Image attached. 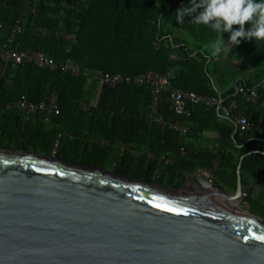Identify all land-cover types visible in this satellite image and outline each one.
<instances>
[{
	"label": "trees",
	"instance_id": "1",
	"mask_svg": "<svg viewBox=\"0 0 264 264\" xmlns=\"http://www.w3.org/2000/svg\"><path fill=\"white\" fill-rule=\"evenodd\" d=\"M28 1L0 0V46L9 42L19 21L21 31L12 45L17 43L22 50L28 51L43 50L55 57L58 64L73 59L93 69L123 75H137L148 70L163 73L175 66L174 86L209 96L220 95L224 106H229L235 100L237 106L234 112L246 113L254 124L252 128L244 132L238 129L234 133L233 120L224 116L221 110L196 104L188 118V135L193 132L194 123L202 129L219 131L221 147L216 155H209L206 166L212 167V160L217 158L218 166L214 171L219 186L232 190L236 188L240 156L252 150L264 151V108L247 102L235 93V87L217 92L218 87L203 48L218 37L211 28L194 25L189 22L191 19L185 17L189 32L201 41L196 50L170 35L171 39L167 37L166 42L160 39L159 27L163 16L181 0H33L35 10L26 13ZM45 28L48 34L43 33ZM61 31L75 32L76 42L70 44ZM156 43H159V47ZM175 50L184 54V58L172 61L170 55ZM234 51L239 52L238 45ZM263 80L264 77H260L245 79L244 82L248 86H257L264 93ZM23 92L36 102L47 99L54 92L60 114L52 125L72 121L71 124L79 130L91 132L97 138L93 150L104 152L98 141L107 139L139 151V157L120 155L119 148L105 152L116 158L122 156L126 166L132 164L142 175L148 176L159 169L161 177L165 174L173 177L171 179L179 177L177 185L180 186L184 184L187 173L200 167L187 146L186 153H181L177 131L162 128L148 119L154 97L150 85H101L90 76H75L60 67L50 69L32 62L12 65L0 60V108L4 111L0 114V146L30 148L32 142L28 141L25 131L29 122L15 109H6L7 104L15 101ZM169 94L168 91L159 93L158 110L167 121L181 119L170 108ZM84 105L87 108H83ZM74 117L77 119L73 120ZM202 117L205 118L204 122L199 119ZM219 117L223 119L222 122L218 121ZM78 121L83 124L82 127L75 124ZM261 121L262 125L258 127ZM69 131L72 136L80 134L77 128H70ZM57 132L60 130L53 127L48 135ZM43 143L47 153H51L56 146L53 139ZM71 144V140L60 138L57 155L60 156V151L64 149H80L78 143ZM228 148L237 150L238 154L232 156ZM150 152H165L174 163L159 165L148 159ZM263 161V153L247 154L242 162V181L247 171L252 172Z\"/></svg>",
	"mask_w": 264,
	"mask_h": 264
},
{
	"label": "water",
	"instance_id": "2",
	"mask_svg": "<svg viewBox=\"0 0 264 264\" xmlns=\"http://www.w3.org/2000/svg\"><path fill=\"white\" fill-rule=\"evenodd\" d=\"M253 152L228 190L205 168L171 187L0 148V264H264V218L239 205Z\"/></svg>",
	"mask_w": 264,
	"mask_h": 264
},
{
	"label": "built area",
	"instance_id": "3",
	"mask_svg": "<svg viewBox=\"0 0 264 264\" xmlns=\"http://www.w3.org/2000/svg\"><path fill=\"white\" fill-rule=\"evenodd\" d=\"M35 10L33 0L28 1L26 7V13ZM21 31L20 22L16 24L13 29L12 35L9 38V42L0 46V60L7 64L17 65L23 62H32L39 67H48L50 69H55L60 67L63 71L68 72L72 75H87L95 79L101 85L116 86L119 84H133V85H143L148 84L152 87L153 102L151 109L147 114L150 121L157 122L162 128H170L178 132L179 142L181 145V153H186L185 140L188 137V126L187 120L191 116L193 107L196 104H204L207 108H217L221 110L224 116L230 117L235 126L244 132L249 130L254 126L250 121L246 113L237 114L234 109L237 106V102L232 100L229 106L223 105V100L218 96H209L204 94H199L192 90H184L173 85V80L175 78V66H172L166 72H158L155 70H148L137 75H123L120 73H113L110 71H104L102 69H93L85 65H81L73 59H67L66 61L58 64L55 57L49 55L43 50L28 51L22 50L19 44L12 45L17 34ZM44 34H48V30L43 29ZM61 34L67 39L70 44H73L77 40V35L75 32L61 31ZM163 39L167 40L166 36ZM159 47V43H156ZM70 50V48H68ZM172 61H178L184 58V54L178 51H173L170 55ZM162 91H168L170 108L179 116L181 119L174 121H167L163 114L158 110L159 93ZM235 93L241 95L247 102L252 104L260 105L264 108V93H261L257 86H248L244 81L237 82L235 86ZM16 108L22 112L26 117H31L37 113L43 115L44 120L47 123H52L57 115L60 114V107L57 103L56 95L52 94L47 99L40 102L33 101L29 99L26 93H21L19 97L12 103L7 104L6 109ZM86 107V105H84ZM3 109L0 108V114H2ZM261 123L258 125L260 127ZM58 144V142H57ZM120 154H129L132 156H137L138 151L130 148L127 145L119 146ZM148 159L156 161L158 164L171 165L174 160L170 158L165 152H150L148 154Z\"/></svg>",
	"mask_w": 264,
	"mask_h": 264
},
{
	"label": "rangeland",
	"instance_id": "4",
	"mask_svg": "<svg viewBox=\"0 0 264 264\" xmlns=\"http://www.w3.org/2000/svg\"><path fill=\"white\" fill-rule=\"evenodd\" d=\"M162 1V0H160ZM190 3V0H181L176 7L172 9V11L167 10L166 14L163 16V20L159 27L160 39H163L164 36L170 35L174 38L178 39L180 42L187 44L191 49L196 50L199 48L200 40L192 36V33L189 32L188 22L186 23V19L184 24H180L176 20V10L181 6H187ZM188 17L192 19V17ZM239 26H234V30H238ZM251 25H245V29H250ZM231 33L224 32L223 37L226 42L229 41ZM169 37V36H166ZM170 38V37H169ZM218 38V37H217ZM212 39L208 44L204 45V50H206V56L208 57V64L210 70L213 74V80L217 85L219 80L226 82L227 85L235 84L239 81H244L245 79H257L260 77H264V42H260L258 45L254 39H241V43L238 45L239 52L235 53V46H230V49L227 53H221L218 57H214L212 55V43L217 39ZM171 39V38H170ZM56 95L54 92L52 93ZM51 94V95H52ZM50 95V96H51ZM57 97V96H56ZM1 143V141H0ZM57 147V146H56ZM56 147L51 153H44L45 155H57ZM0 148H10V149H20L12 148L6 146H0ZM104 152L95 151L93 149H85L80 148L78 150H61L60 156L62 159L67 161L75 162L81 165H88L96 168H105L106 170L126 174L130 176H134L137 178H142L145 180H149L155 183H163L164 185L171 187H180L176 184V182H172L170 178H162L161 174L151 173L148 176L142 175L137 168H135L132 164H128L126 166L123 162L122 156L118 158L115 155L107 154L105 151H110V149L106 150L103 148ZM120 152V151H119ZM213 170H217L213 169ZM214 171V173H215ZM198 173V172H196ZM217 178H213V182L219 186L220 182ZM192 184V185H191ZM196 182H188L186 187L187 191L192 193H197L198 191L195 189ZM194 185V186H193ZM202 192V191H200ZM199 193V192H198ZM240 207L246 209L242 206L241 202L239 203ZM247 210V209H246Z\"/></svg>",
	"mask_w": 264,
	"mask_h": 264
},
{
	"label": "crops",
	"instance_id": "5",
	"mask_svg": "<svg viewBox=\"0 0 264 264\" xmlns=\"http://www.w3.org/2000/svg\"><path fill=\"white\" fill-rule=\"evenodd\" d=\"M169 36V35H166ZM170 37V36H169ZM171 38V37H170ZM241 82V81H239ZM237 83L227 85L226 82L222 81V79L219 80L217 84V92H225L229 87H235ZM262 86L264 87V80L262 81ZM83 108H87L83 106ZM17 113H20L24 116V118L29 122V125L26 126L25 131L26 135L28 136V141L31 140L30 148L28 149L31 152H37V153H47V148L44 145L43 142L47 141L48 139H53L56 142V150L58 149V144L60 138H67L72 141L73 144L78 143V148H85V149H93V146H95V141L97 138L94 137V135L91 132L86 133L83 130H79L78 127H74L71 123L60 121L57 122L55 125H52V123H47L43 115L41 113H37L31 117H26L22 112H20L18 109L14 108ZM5 113H11L10 111H6ZM77 118L74 117L73 120H76ZM202 122L205 121V118H199ZM222 118H218L219 122H222ZM187 126L189 124V120H187ZM79 126H83L82 123H75ZM76 125V126H77ZM55 127L57 130H60V132H57V134H49L48 132L50 129ZM236 127V126H235ZM72 128V130L77 128V131H80L79 135L72 136L70 135L69 129ZM101 148L106 149H117L119 146L124 144H118L117 142L111 143L107 139H101L98 141ZM185 144L188 148V150L192 151V153L195 155V161L199 164V168H205L212 172H214L213 169H216L218 166V159L215 158L212 160V167L208 168L206 165H208V158L209 155H216L218 153V149L221 147L220 143V133L217 130L213 129H202L199 127L197 123H194V129L191 134L188 135V137L185 140ZM69 145V144H68ZM70 146V145H69ZM54 147V148H55ZM72 147V146H71ZM228 152L231 153L232 156H236L238 154V151L233 148H228ZM121 155V154H120ZM140 152L138 151V155L135 157H139ZM219 157V156H218ZM164 165V164H159ZM199 168L194 171L195 173L199 171ZM193 172V173H194ZM191 173V172H190ZM199 173V172H198ZM154 174L159 175V169H157ZM189 174V173H187ZM202 174V173H201ZM163 178H173L169 174H165L162 176ZM215 178L216 175H215ZM172 182H176V184L179 183V177H174V179H171ZM217 181V180H216ZM189 182H195V181H189ZM197 183V182H196ZM243 183L247 185V193L243 196L242 200L240 201L242 206L246 208L248 211L253 213L256 216H259L261 218H264V161L259 163L255 169L251 171H247L243 180ZM192 185V184H191ZM195 189L200 192L201 191V185L195 184ZM194 186V185H193ZM226 189L232 190L226 186ZM203 190V189H202ZM211 192V191H210Z\"/></svg>",
	"mask_w": 264,
	"mask_h": 264
},
{
	"label": "clouds",
	"instance_id": "6",
	"mask_svg": "<svg viewBox=\"0 0 264 264\" xmlns=\"http://www.w3.org/2000/svg\"><path fill=\"white\" fill-rule=\"evenodd\" d=\"M175 13L182 25L189 16L190 23L207 26L218 34L211 45L214 57L227 53L230 46L239 45L242 38L254 39L257 45L264 42V0H190ZM246 23L251 25L248 30ZM234 26H239L238 30ZM224 32L231 33L228 42L224 40Z\"/></svg>",
	"mask_w": 264,
	"mask_h": 264
},
{
	"label": "bare ground",
	"instance_id": "7",
	"mask_svg": "<svg viewBox=\"0 0 264 264\" xmlns=\"http://www.w3.org/2000/svg\"><path fill=\"white\" fill-rule=\"evenodd\" d=\"M209 182H211V181H209ZM213 185H215L213 182H211ZM216 186V185H215ZM201 188L203 189V190H205L207 193L209 192L211 195L213 194V192H210L208 189H206L205 187H203V186H201ZM236 209H239V207L237 206V205H235L234 206Z\"/></svg>",
	"mask_w": 264,
	"mask_h": 264
},
{
	"label": "flooded vegetation",
	"instance_id": "8",
	"mask_svg": "<svg viewBox=\"0 0 264 264\" xmlns=\"http://www.w3.org/2000/svg\"><path fill=\"white\" fill-rule=\"evenodd\" d=\"M161 184H163V183H161Z\"/></svg>",
	"mask_w": 264,
	"mask_h": 264
}]
</instances>
